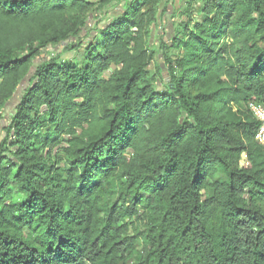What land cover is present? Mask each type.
Masks as SVG:
<instances>
[{
    "label": "trees",
    "instance_id": "trees-1",
    "mask_svg": "<svg viewBox=\"0 0 264 264\" xmlns=\"http://www.w3.org/2000/svg\"><path fill=\"white\" fill-rule=\"evenodd\" d=\"M17 95L0 264H264V0H0Z\"/></svg>",
    "mask_w": 264,
    "mask_h": 264
},
{
    "label": "rangeland",
    "instance_id": "rangeland-1",
    "mask_svg": "<svg viewBox=\"0 0 264 264\" xmlns=\"http://www.w3.org/2000/svg\"><path fill=\"white\" fill-rule=\"evenodd\" d=\"M159 31V30H158ZM164 30H160L161 34ZM163 35V34H162ZM62 48L61 47H50L48 48L46 51L43 52V54L41 55V57L37 60V61H41L43 59H48V55L49 54H59L61 52ZM158 55H156V62L158 63H161V57L160 56V53L157 51ZM153 67H151V70H152ZM155 70H152V74H155L154 72ZM18 96L17 95L12 101L11 103L8 105V113L5 114V118L0 122V133L3 131L4 127L8 126L9 124V115H10V112H12L13 109H15L16 105H17V102H18ZM2 136H4V133H2ZM242 166H244L246 164V161L245 159L241 162ZM19 195H16V198L15 200L19 199Z\"/></svg>",
    "mask_w": 264,
    "mask_h": 264
},
{
    "label": "built area",
    "instance_id": "built-area-1",
    "mask_svg": "<svg viewBox=\"0 0 264 264\" xmlns=\"http://www.w3.org/2000/svg\"><path fill=\"white\" fill-rule=\"evenodd\" d=\"M250 111L254 117L261 123L256 135V141L264 148V106L262 104H249Z\"/></svg>",
    "mask_w": 264,
    "mask_h": 264
}]
</instances>
